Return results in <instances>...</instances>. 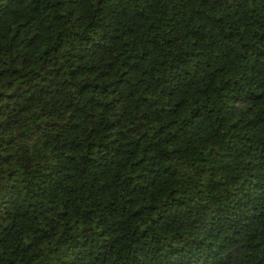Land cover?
<instances>
[{"label": "trees", "instance_id": "1", "mask_svg": "<svg viewBox=\"0 0 264 264\" xmlns=\"http://www.w3.org/2000/svg\"><path fill=\"white\" fill-rule=\"evenodd\" d=\"M0 264H264V0H0Z\"/></svg>", "mask_w": 264, "mask_h": 264}]
</instances>
